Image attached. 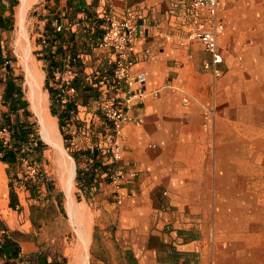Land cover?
<instances>
[{
    "label": "crops",
    "instance_id": "obj_1",
    "mask_svg": "<svg viewBox=\"0 0 264 264\" xmlns=\"http://www.w3.org/2000/svg\"><path fill=\"white\" fill-rule=\"evenodd\" d=\"M185 2L42 0L40 4L44 25L49 22L62 33L63 40L52 53L61 46L64 58L73 53L80 62L77 91L69 102L74 108L65 110L74 111L76 123V129L65 134L70 152L91 148L94 131L106 122L99 93L82 86L85 74L112 71L111 54L96 46L103 33L102 15L109 12L120 18L126 9L135 13L137 59L131 73H144L147 95L130 111L140 121L123 124L122 163L141 171L118 190L121 203H116L111 184L97 178L88 195L78 188L93 208L91 249L100 264L120 260L122 264H264L260 222L258 230L251 231L237 217L241 229H219L223 208L261 204L245 199V190L255 184L247 182V174L261 171L255 160L264 158L260 136L264 0H218V16L224 21L217 37L218 76L212 67H204L210 62L209 53L187 37ZM7 10L8 1L0 0V18ZM0 50V127L13 134L23 120V109L5 99L8 61L1 41ZM11 76L23 92L17 74ZM27 151L31 150L22 147L14 152L15 161L10 163L2 159L0 149V264H69L67 234L55 227L61 191L49 186V178L40 182L37 194L17 185L23 155H33L44 172L50 171L44 149ZM71 160L75 178L76 164ZM78 166L82 171L89 168L84 161Z\"/></svg>",
    "mask_w": 264,
    "mask_h": 264
},
{
    "label": "built area",
    "instance_id": "obj_2",
    "mask_svg": "<svg viewBox=\"0 0 264 264\" xmlns=\"http://www.w3.org/2000/svg\"><path fill=\"white\" fill-rule=\"evenodd\" d=\"M102 20L103 33L96 41V46L108 50L111 54L112 71L104 75L87 73L83 77L82 86L91 88L100 95L101 116L108 123V129L103 132L101 142L109 155L108 160L115 165L106 176L114 190L116 203H121L122 196L118 190L124 182L134 180L141 171L138 167H126V164L122 163V127L126 122L140 121L136 120L130 111L135 103L144 100L147 92L142 87L144 73H131L137 59V23L134 11L126 9L120 18L105 12ZM184 20L187 37L200 42L210 55V62L205 63L204 67H212L213 73L220 75V71L214 67L221 60L217 37L224 29V21L218 16V0H186ZM77 77L78 70L75 65H67L62 70L53 71L50 85L56 90V98L61 107L72 101L77 91L74 83ZM73 112L69 111V116L65 119V134L76 129ZM208 113L212 115L213 111L208 110ZM0 146L11 149V132L6 126L0 127ZM20 164L22 172L17 178V185L25 189L32 186L40 188L45 174L38 163L23 155Z\"/></svg>",
    "mask_w": 264,
    "mask_h": 264
},
{
    "label": "rangeland",
    "instance_id": "obj_3",
    "mask_svg": "<svg viewBox=\"0 0 264 264\" xmlns=\"http://www.w3.org/2000/svg\"><path fill=\"white\" fill-rule=\"evenodd\" d=\"M29 1L30 3H29V6L27 7V11L25 12V19H24L26 32L28 36V57L34 63L35 69H37V72L39 75V79H38L39 87H40L41 93L46 99L49 119L55 125V131H56L58 140L60 141L67 155L71 159H73L72 156L70 155V150L64 146V140H63V136L65 134L64 129L62 130L59 128L56 116H53L50 113L49 93L45 89V77H46L45 67H44L43 60L39 59V57L41 56L39 53L41 52L42 45L41 43H38V41H40L44 37L43 30H44V16H45L44 14L45 13L42 10V7H40L42 0H29ZM19 5H20V0H16V4L10 10H7V13L4 15L5 17L1 18L5 26L1 27L2 30H0V41L2 44L3 54L5 56V59L8 61L7 64L9 65V68L12 70V72L17 74V76L19 77V82L22 86L23 95L28 101L27 89H26V84H25L24 66L21 61V55L17 51L14 45L16 16H17ZM8 16H10V19L8 18ZM9 20L11 21L12 25L10 29H7ZM28 107H29L30 112L32 113V119L35 120L38 126L39 136L41 140L43 141V143L45 144V148H44L45 160L47 161L48 164H50L49 166L50 171H48V173L43 171L46 176L45 180L46 178H49L48 181H46L49 183V186H52V188H54L55 190L59 189L62 194L61 199L59 200L62 205L61 207L59 206L60 207L59 208L60 217L59 219H57V221H55V227L56 229L66 232L67 234V248L69 251L67 258L70 264L72 260L73 251L77 244V237L74 232L73 226L71 224L70 218L65 210V203L67 200V196H66V192L64 188L61 186V183H60L61 176L65 174L64 169L68 167V165L70 164V160L67 156L64 155L65 158H68L65 160V158L57 152L54 146L46 142L41 137V132H40L41 128L38 122V118L32 112L29 101H28ZM260 136L262 139L261 149H262V152H264V128H262V132ZM28 156L30 158L33 157V155H28ZM37 163L39 162L37 161ZM255 163H256V166L258 163H260L261 171L259 173H255L251 175L247 174V182L251 183L255 181L254 182L255 184H252L251 187L246 188L245 199L247 200L254 199L256 201L261 200V204L259 206L258 205H255V206L246 205L244 207L243 206H238V207L230 206V207L223 208L224 216H222V221L219 225L220 230L231 231V230L241 229L239 227V224L236 223L237 217L239 218L240 225L244 224L247 230H251V231L258 230L259 222L261 223L260 226L264 228V158H261L260 161L255 160ZM70 191H71V195L75 203L79 205V207H81L83 217L85 219L87 228L89 230V234H90V241H89V246H88L89 264H100L93 257V253L91 249L92 248L91 240H92V234H93L94 222H95V219L93 216V208L90 205V203L87 201V199L84 200V198L78 193V187L75 184L74 178H73V185ZM260 258H264V256H260ZM122 262L123 260H120L112 264H122Z\"/></svg>",
    "mask_w": 264,
    "mask_h": 264
},
{
    "label": "trees",
    "instance_id": "obj_4",
    "mask_svg": "<svg viewBox=\"0 0 264 264\" xmlns=\"http://www.w3.org/2000/svg\"><path fill=\"white\" fill-rule=\"evenodd\" d=\"M8 7L11 9L15 4L16 0H7ZM12 14V13H11ZM10 19V16H8ZM11 21H8V28H11ZM5 24L2 22L0 18V27H4ZM7 27V26H6ZM44 37L38 41L41 43V56L40 60H43L46 77H45V89L49 93V109L50 113L53 116H56L58 119V126L60 129H64L65 119L68 118L69 114L65 113V110H71L74 108L73 103H67L64 107H61L57 98H56V90L48 85L49 80L52 79V73L54 70H62L67 65H75L78 70H80V62L75 54L68 58H64V51L61 46H58L54 53H52L53 46L57 44H61L63 38L62 33L59 30H54L50 23H46L44 25L43 30ZM48 36V37H47ZM2 55L0 50V56ZM55 55L62 56L60 58H55ZM64 58V59H63ZM8 73H6L7 82H6V94L5 99L10 101L11 104L15 108L23 109V120L21 122H17L16 127H14L13 134H11V149L0 148L3 152L2 159L8 161L10 163L15 161V153L19 151L22 147H27L28 150L26 153L30 154L32 151H41L45 148V144L41 140L39 136V129L34 119H32V113L28 107V101L26 100L21 88L17 87V85L13 82V77L11 76L12 70L9 68L6 69ZM11 77V78H10ZM19 79L18 76H16ZM75 83V82H74ZM76 85V83H75ZM102 128L96 129L94 131L95 138L92 139L91 148H86L83 150L71 151L70 155L75 161L76 164V175H75V184L79 189H82L85 195H88V191L90 190L91 183L94 178L99 179L101 182L109 183V179L107 178V174L110 170L115 166L113 162H110L109 155L106 152L105 148L102 146V136L103 130L106 131L108 129V123L103 122L101 124ZM64 146L69 148V141L67 136L64 134L63 136ZM35 144V145H34ZM15 152V153H14ZM86 162L89 164V168L86 171H82L79 168L80 162ZM37 186L31 187L32 194H37L38 192ZM11 202L15 199V191L11 185L10 191ZM61 204V203H60ZM176 257V256H174ZM48 264H54L53 262H49Z\"/></svg>",
    "mask_w": 264,
    "mask_h": 264
},
{
    "label": "bare ground",
    "instance_id": "obj_5",
    "mask_svg": "<svg viewBox=\"0 0 264 264\" xmlns=\"http://www.w3.org/2000/svg\"><path fill=\"white\" fill-rule=\"evenodd\" d=\"M29 0H20V5L16 16V27L14 32V45L21 55V61L25 71V84L27 89V98L30 103L32 112L38 118L41 128V137L55 147L57 152L64 158L67 156L70 164L64 169V175L61 176L60 183L64 188L67 196L65 203V210L70 218L74 232L77 237V244L73 251L72 260L70 264H89V241L90 234L87 224L83 217L81 207L77 205L71 195V187L73 185L74 170L72 167V160L64 151L55 131L54 123L49 119V114L46 105V99L41 93L39 87V75L35 69L34 63L28 57V36L24 23L25 12L29 6ZM65 155V156H64ZM68 158H65L68 159Z\"/></svg>",
    "mask_w": 264,
    "mask_h": 264
}]
</instances>
